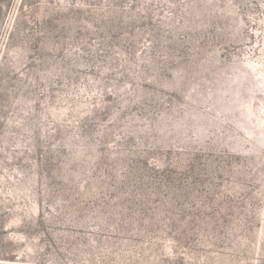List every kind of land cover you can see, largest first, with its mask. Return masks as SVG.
<instances>
[{
	"label": "rangeland",
	"instance_id": "obj_1",
	"mask_svg": "<svg viewBox=\"0 0 264 264\" xmlns=\"http://www.w3.org/2000/svg\"><path fill=\"white\" fill-rule=\"evenodd\" d=\"M0 264H264V0H0Z\"/></svg>",
	"mask_w": 264,
	"mask_h": 264
}]
</instances>
